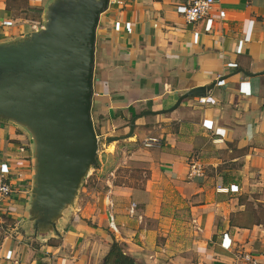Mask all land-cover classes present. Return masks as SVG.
Masks as SVG:
<instances>
[{"label": "crops", "instance_id": "obj_1", "mask_svg": "<svg viewBox=\"0 0 264 264\" xmlns=\"http://www.w3.org/2000/svg\"><path fill=\"white\" fill-rule=\"evenodd\" d=\"M49 2L0 0V42L31 32ZM189 2L129 0L100 16L91 115L118 163L94 205L76 197L63 211L59 236L34 234L31 139L0 118L12 188L0 208V264H101L114 241L136 264H233L237 253L264 264V0H214L195 23L183 17ZM211 84L205 102L189 96L172 110ZM148 136L160 145L142 147ZM191 163L200 173L189 175ZM130 165L147 170L142 183H116Z\"/></svg>", "mask_w": 264, "mask_h": 264}, {"label": "water", "instance_id": "obj_2", "mask_svg": "<svg viewBox=\"0 0 264 264\" xmlns=\"http://www.w3.org/2000/svg\"><path fill=\"white\" fill-rule=\"evenodd\" d=\"M108 1L51 0L42 29L0 42V118L31 139L28 220L36 235L59 236L63 211L74 204L90 168H99L91 115L94 43ZM213 85L190 89L172 110L185 97L205 96Z\"/></svg>", "mask_w": 264, "mask_h": 264}, {"label": "built area", "instance_id": "obj_3", "mask_svg": "<svg viewBox=\"0 0 264 264\" xmlns=\"http://www.w3.org/2000/svg\"><path fill=\"white\" fill-rule=\"evenodd\" d=\"M129 0H109L108 7L111 5L115 6H123ZM214 4V0H190V2L184 7L183 17L187 23H195L201 18L205 17L210 9V7ZM43 28V23H36L31 26V31H38ZM200 102H205V98L201 97L199 99ZM99 140V138H98ZM100 141V140H99ZM161 141L157 137L148 136L142 139L141 146L146 149H151L158 147ZM99 147V146H98ZM99 151V148H98ZM189 175H194L200 173L199 167L195 166V163H191L189 165ZM8 167L4 164L0 166V208L3 203H5L12 193L11 184L8 178ZM112 175V173L110 174ZM87 178V176H86ZM86 178L83 182L86 181ZM135 204H131L129 207V215L135 216ZM109 227L115 230V226L113 223L112 217L109 215ZM138 219H141L138 217ZM2 213H0V229L2 227ZM233 264H258L256 260L248 253H237L235 255V261Z\"/></svg>", "mask_w": 264, "mask_h": 264}, {"label": "rangeland", "instance_id": "obj_4", "mask_svg": "<svg viewBox=\"0 0 264 264\" xmlns=\"http://www.w3.org/2000/svg\"><path fill=\"white\" fill-rule=\"evenodd\" d=\"M100 140V139H99ZM111 143V142H110ZM99 151L97 153V162L99 165V168H90L86 181L82 183V185L79 188L78 194H77V202L89 201L91 205H94L105 193L106 189V179L109 178V168L116 167L118 160H116L113 157H108L107 154H112L113 147L107 146V143L103 141L102 139L99 141ZM106 156V157H105ZM105 158V160H104ZM123 166V165H122ZM130 169H120L118 168L115 172V180L116 183H128L127 180H125V177L132 175V184L140 185L142 183V180L144 178L145 172L147 170L143 168V166L140 165H130ZM124 167V166H123ZM133 168V169H132ZM131 170V171H130ZM113 172V171H112ZM130 183V182H129ZM261 201H263L260 210V217H264V198H261ZM249 202H251L249 200ZM257 204V203H256ZM257 210V208L255 209ZM6 228L10 227L11 220H5Z\"/></svg>", "mask_w": 264, "mask_h": 264}, {"label": "trees", "instance_id": "obj_5", "mask_svg": "<svg viewBox=\"0 0 264 264\" xmlns=\"http://www.w3.org/2000/svg\"><path fill=\"white\" fill-rule=\"evenodd\" d=\"M122 251L123 248L121 244L115 241L112 242L110 245V249L107 252L106 256L103 258L101 264H136L131 256L123 253Z\"/></svg>", "mask_w": 264, "mask_h": 264}]
</instances>
